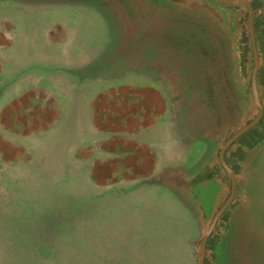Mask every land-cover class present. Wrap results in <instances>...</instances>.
I'll return each instance as SVG.
<instances>
[{
	"label": "rangeland",
	"instance_id": "374dc122",
	"mask_svg": "<svg viewBox=\"0 0 264 264\" xmlns=\"http://www.w3.org/2000/svg\"><path fill=\"white\" fill-rule=\"evenodd\" d=\"M117 1L0 0V264H199L204 232L174 183L232 123L198 86V56L222 38L207 16L147 25ZM214 6L227 33L231 14L249 31L246 9ZM245 193L256 211L242 210L219 257L264 264V172Z\"/></svg>",
	"mask_w": 264,
	"mask_h": 264
},
{
	"label": "water",
	"instance_id": "95a60500",
	"mask_svg": "<svg viewBox=\"0 0 264 264\" xmlns=\"http://www.w3.org/2000/svg\"><path fill=\"white\" fill-rule=\"evenodd\" d=\"M105 1L109 2L111 0ZM117 2L112 3L116 8L123 10L122 17L126 20L128 18L132 21L139 20V10L143 11L142 17L143 20L147 21V25L150 21L156 19L159 14H163L162 16L179 14L193 18L196 21H199L198 16L203 15L207 16L214 29L220 33L214 34L213 37L216 39L222 38V49L216 52L204 51L198 56L205 54L203 57L208 59L206 62L207 67L203 66L202 71L207 70L209 72L208 82L205 81L204 83L203 81V84L201 81L198 86H204L209 89L213 98L212 103L217 106V108L214 107L217 114L221 115L222 112L232 122L229 124V129L222 125L221 133L220 131H213L215 136H218V138H216L217 136L215 137V152H213L212 156L216 168L215 177L222 176L224 178L228 187V196L220 208L211 216L209 223L204 225L198 260L199 264H233L231 260H220L221 248L219 246L216 247L215 244L220 239L224 240V236L220 235L218 230L221 227L224 228L231 225L230 218L240 194L239 169L234 168L229 163L228 154L236 144L245 141L257 129L264 127V104L262 100L264 89V2L263 0H118ZM120 3L122 4L120 5ZM214 5L225 9L235 8L238 11H240L239 9H246L249 31H246L242 16L238 18L237 15L231 14L220 21L223 26L224 22L229 21L231 31L227 33L226 29H222L207 12L212 7L214 8ZM180 22L188 24L190 20L181 18ZM238 27V30H241V34L237 42L236 28ZM232 34L236 37L232 39L235 42V47H237L234 55L236 62L234 71L238 77L236 82L232 77L234 72L232 41L229 36H232ZM200 41L203 43L204 40L201 39ZM208 64L210 66L212 64L213 67H209ZM196 67L199 68L201 66L197 65ZM262 144H264V136L256 135V139L250 143V146L246 147L249 151ZM162 178L167 177L162 176ZM168 179L174 181L175 178L171 176ZM184 179L176 178L177 183H174V185L185 190L187 202L189 194L191 199L193 196L195 197L196 201L191 200L194 206V202L196 205L198 198H202L198 182H189L187 176ZM214 185L217 186L218 192L219 185L216 184V181L211 183L210 189ZM202 206L204 207L203 204ZM199 210H205V208ZM205 212L207 211L205 210ZM251 264L261 263L251 260Z\"/></svg>",
	"mask_w": 264,
	"mask_h": 264
},
{
	"label": "crops",
	"instance_id": "0c3cea01",
	"mask_svg": "<svg viewBox=\"0 0 264 264\" xmlns=\"http://www.w3.org/2000/svg\"><path fill=\"white\" fill-rule=\"evenodd\" d=\"M135 88V87H134ZM147 87H137L138 90H144ZM263 89V88H262ZM263 104H264V89H263V96H262ZM113 102V100H112ZM256 135H263L264 136V127L259 128L256 130L255 133L251 134L245 141H241L238 144H236L232 150L228 154V161L229 163L236 169H239V184H240V194L238 197V201L235 205V209L233 214L231 215V225L228 227L220 228L218 231L220 232V235L224 236V240L220 239L215 246L220 247L221 251L220 254H226L228 251V248L230 247L231 241L229 239H226V235L231 233L233 234L234 231L237 233V229L240 227L238 226L240 224L239 218L241 219V212L244 209L245 212L252 215L256 210L252 211H246L245 205L247 201V195L245 193L246 184H248L249 180L251 178L260 177V174H263L264 172V165L262 164V160L264 159V144L257 145L256 148L253 150H247L246 146H250V143L253 142L254 139H256ZM257 141V140H256ZM203 155L201 157V160L197 162L194 166L190 168H186V175L187 180L192 183L198 182L199 185V191L201 193L202 198H197V203L194 206H191V210L198 221L199 225V232L204 231V225L208 224L210 221L211 216L220 208V206L225 202L228 196V187L227 184L222 176L215 177V162H213V152H215V146L211 143H206V141H203ZM257 152L256 158L253 160L254 153ZM157 175L164 176L161 172L157 171ZM213 181H216V184L219 185V189L217 194L214 196L213 199V205L212 209L209 211V213L205 212V210H199L201 208H204L202 206L203 201L206 194L210 191V185ZM188 201H190L188 204L191 203V200L196 201L195 197L191 199V195L188 196ZM202 200V203H201ZM255 200L259 201V196L256 193L255 194ZM197 209V211H196ZM260 218L261 215L264 214V209L257 210ZM261 214V215H260ZM230 222V221H229ZM260 227L263 228L262 224L260 223ZM243 228H241L242 231ZM227 230V232H226ZM224 231V232H223ZM220 260H223V257H219ZM229 264V263H227Z\"/></svg>",
	"mask_w": 264,
	"mask_h": 264
}]
</instances>
